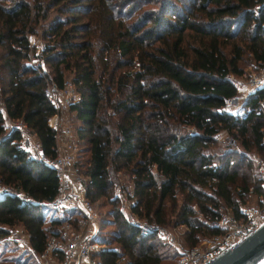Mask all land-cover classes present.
Returning a JSON list of instances; mask_svg holds the SVG:
<instances>
[{
    "label": "trees",
    "instance_id": "trees-1",
    "mask_svg": "<svg viewBox=\"0 0 264 264\" xmlns=\"http://www.w3.org/2000/svg\"><path fill=\"white\" fill-rule=\"evenodd\" d=\"M55 5L66 15L41 29L48 40L38 54L52 66L48 75L28 61V35ZM246 57L253 69L264 64V0H0V183L10 190L0 196V239L22 225L40 252L59 232L61 218L44 213L57 192L54 169L5 118L24 122L42 152L55 156L49 119L57 107L44 88L68 76L79 93L69 110L87 151L84 160L77 152L76 170L87 176L85 196L111 205L113 228L96 236L104 243L94 253L98 264H164L175 254L120 208L117 171L129 175V214L183 224L186 246L221 231L204 219L223 209L240 215L250 191L263 193L257 172L254 180L240 172L239 153L220 144L230 134L229 142L264 153V84L244 97V113L225 107L237 94L232 76L246 74ZM7 261L26 264L0 253V264Z\"/></svg>",
    "mask_w": 264,
    "mask_h": 264
},
{
    "label": "built area",
    "instance_id": "built-area-1",
    "mask_svg": "<svg viewBox=\"0 0 264 264\" xmlns=\"http://www.w3.org/2000/svg\"><path fill=\"white\" fill-rule=\"evenodd\" d=\"M263 84L264 64L246 74V92L250 93ZM44 92L54 101L57 107L55 113L79 97L73 82L68 78L64 79L60 86L55 81L48 80ZM233 98L231 97L227 103ZM10 121L12 126L20 129L21 144L51 166L58 180L57 192L50 205L56 212L55 216L61 218L59 232L50 233L43 250L37 252L31 247L27 231L23 228L26 232V238L24 237L23 241L27 250L35 255L40 264H98L94 253L100 250L104 243L96 237V212L91 201L85 196L87 176L76 170V143L64 139V150L57 146V154L49 157L42 152L39 141L28 131L24 122L18 119H10ZM63 135L69 136L68 127L64 128ZM216 135V133L213 134V136ZM257 175L263 189L259 199L252 203L241 204L240 215L224 211L215 220L204 219L211 225L220 226L221 231L209 235L203 244H194L180 249L174 264H200L208 261L221 249L233 246L237 240L243 238L264 220V158L257 161ZM7 192H10L9 187L0 183V196ZM131 192V185L130 187L125 185L119 190L122 204L128 202ZM139 224L143 232L156 230L158 236L165 235L163 226L145 221H140ZM8 231L6 236H10L13 228H9ZM12 239L19 241L21 237L13 236ZM59 250L62 253L60 258L57 257Z\"/></svg>",
    "mask_w": 264,
    "mask_h": 264
},
{
    "label": "rangeland",
    "instance_id": "rangeland-1",
    "mask_svg": "<svg viewBox=\"0 0 264 264\" xmlns=\"http://www.w3.org/2000/svg\"><path fill=\"white\" fill-rule=\"evenodd\" d=\"M170 1V0H169ZM175 2V0H174ZM182 2L184 3H189V0H182ZM177 4V3H175ZM149 7H153L156 4H151L148 3L146 4ZM178 5V4H177ZM66 15V12L61 13L58 6H52L51 8H49L48 10V15L45 19H40L38 22V28H37V32L36 33H30L28 35L30 44H31V50H30V56H29V60L31 63L33 64H40L39 68L43 71H45L46 74L51 75L52 73V66L49 65V63L45 62L44 59L41 56H38L39 53H41V50L45 44L46 41V37H44L41 33V29L44 26H48L55 18H63ZM82 20V18H81ZM48 40V39H47ZM51 59H57L58 54L56 53V50H54L53 52L50 53ZM53 57V58H52ZM244 62L247 63L244 66L245 69V73L247 74L248 71L253 70L252 65L253 62L252 60L248 59V57H246L244 59ZM246 74H242V75H236V76H232L236 86H237V94L236 96H234L233 100L229 101L228 103L225 104V107L231 111H233L234 113L240 114L242 113V111L245 110L244 106H243V99L244 97L248 94L246 92V86H245V79H246ZM67 78H70L69 76ZM262 106L264 107V100L262 101ZM66 108H68L67 112H66V116L68 119L67 122V126L70 127L69 129V136L66 137V139H69L73 142L76 143V152H75V157H77V152L80 153L79 157L84 160L85 156L87 155V151H83L82 147H84V142L79 139L78 135L76 136L74 132V129L76 128V126H78L81 122L80 120L76 117L75 113L72 112L71 110H69V105L68 106H64ZM57 114V113H56ZM6 123V122H5ZM6 125V124H5ZM74 128V129H73ZM57 134L58 131L59 133L64 131V127H62L61 129H59V126H57L56 128ZM231 135L229 134V136H226V134L224 133L222 136V140L221 141V145L222 144H226L229 143V147L231 148V150L236 149L237 153H239L240 156V164H239V169L240 172H249L250 176H252V180H254L253 178L256 179V172H257V161L259 159H263L264 158V153L259 152L258 150H256V148L251 147V148H244L239 141H237L236 139H232L231 142H229ZM219 144V145H220ZM229 148V149H230ZM249 163H250V167H249ZM112 176L114 178V188L116 189V191L119 189H123L125 187V185H127L128 187H130V182H129V175L122 171H117L115 173H112ZM253 185V182L250 184V186ZM260 196H258L257 194H255L254 192H249L246 195V198L244 200V202H242L241 204H245V203H252L255 202L256 200L259 199ZM133 200V197H130L128 202L125 204H122L121 201L119 203L120 208L123 210L124 213H126L127 215H129L131 218H133L134 220H138L140 221H144V220H140L137 218L136 214L131 213L129 214L130 210V203ZM92 205L94 206L95 212H96V223H97V233H99L101 236H108V231L110 229L113 228V225L111 223H109V214L107 213L108 209L111 207L110 203L105 200L104 198H101L100 200H96L91 202ZM226 210L223 209L222 212H224ZM45 219L50 217V216H55L56 212L55 210L52 208V206H46L45 208ZM102 221V224H101ZM142 223V222H141ZM164 236H159L161 238V240L164 241L165 244V248H167L169 251H174L175 254L172 258H167L164 260V264H174L177 258V254L179 253L180 249L182 248H186L188 246H186L183 241L181 240V234L185 229V226L183 224H177V225H168V226H163ZM13 236H19L21 237V239H19V241H14L12 238ZM209 235H203L199 238L198 242H196V245H200L204 243V240L208 237ZM11 237V238H10ZM24 237L26 238V232L23 229L22 225H17L15 227H13V231L10 233V236H5L4 238L7 240L6 241H2L0 239V253H2V255H7V256H13L15 258L21 259L23 261V263L26 264H40L38 263V260L36 259L34 254H30V252L27 250L26 248V244L23 241ZM102 242V241H101ZM6 264H17L15 262L12 261H7Z\"/></svg>",
    "mask_w": 264,
    "mask_h": 264
},
{
    "label": "water",
    "instance_id": "water-1",
    "mask_svg": "<svg viewBox=\"0 0 264 264\" xmlns=\"http://www.w3.org/2000/svg\"><path fill=\"white\" fill-rule=\"evenodd\" d=\"M200 264H264V220L233 246L221 249Z\"/></svg>",
    "mask_w": 264,
    "mask_h": 264
},
{
    "label": "crops",
    "instance_id": "crops-1",
    "mask_svg": "<svg viewBox=\"0 0 264 264\" xmlns=\"http://www.w3.org/2000/svg\"><path fill=\"white\" fill-rule=\"evenodd\" d=\"M67 110H68V108L61 107L57 114L55 113L50 117V119H49L50 124L53 125L54 127H56L59 123V125H58L59 129H61L62 127H64V128L68 127L70 129V127L67 126L68 119H67V116L65 115ZM5 122H6V124H11V121L8 117L5 118ZM74 132H76V128L74 129ZM75 135L77 136V132L75 133ZM64 139H66V137L63 135V132L59 133V131H58V134L56 136V143H57V146L59 147V149L64 150V142H65Z\"/></svg>",
    "mask_w": 264,
    "mask_h": 264
}]
</instances>
